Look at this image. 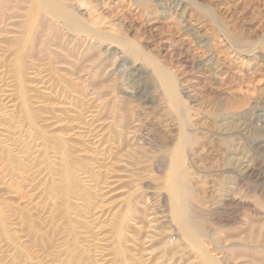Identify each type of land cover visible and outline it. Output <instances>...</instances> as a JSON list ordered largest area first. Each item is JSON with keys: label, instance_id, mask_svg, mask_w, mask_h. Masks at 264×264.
Wrapping results in <instances>:
<instances>
[{"label": "rangeland", "instance_id": "obj_1", "mask_svg": "<svg viewBox=\"0 0 264 264\" xmlns=\"http://www.w3.org/2000/svg\"><path fill=\"white\" fill-rule=\"evenodd\" d=\"M208 255L264 264V0H0V264Z\"/></svg>", "mask_w": 264, "mask_h": 264}, {"label": "bare ground", "instance_id": "obj_2", "mask_svg": "<svg viewBox=\"0 0 264 264\" xmlns=\"http://www.w3.org/2000/svg\"><path fill=\"white\" fill-rule=\"evenodd\" d=\"M196 38H198V36H196ZM229 46H232L234 48H238V46L234 43V41H230L229 42ZM150 60H152V59L150 58ZM156 69L158 70L159 73L162 74V77H163L162 82H161L162 87H163V91H162V94H159V97L157 96L158 99L162 103H169L174 108H176V109L179 108V103L180 102H179V99L177 97L176 86H175V82H174L172 76L169 74V72H167L166 70H163L161 67H159L157 65H156ZM172 106H171V108H172ZM177 115L179 117L180 114H177ZM184 133H187V132H182V134L179 133L180 137L178 138L176 146L178 148L179 147L180 148L177 150V147L175 146L176 148H175V151H174V154H173L172 162L168 166V169L170 170V173H173L175 180H174V182L172 184V187H171L172 193H173L172 194L173 197L171 199H169L170 200L169 203L168 202H165V203L169 204L168 205L169 206L168 213L170 215L169 214L168 215L175 218V220H176L175 224L178 225L177 227H179L181 229V231L183 232V234L185 236L192 237V235H194V233H193V227L190 224L191 221L189 220L190 217L188 216V209H187V206H186L187 194L186 193H182V192L179 191V187L183 186V182L181 181L182 180L181 175H182V170H183L182 166L184 164L182 162V160H183L182 158H183L184 155L181 156L182 154H184L183 151H182L184 149V145H183V148H182L181 145H182L183 142H185V143L188 142V141L187 142L184 141V139L187 140V138H184ZM176 157H179L180 159H176ZM175 224H174V227H176ZM176 230H179V229H176ZM195 243H197V242H195ZM208 256H209L208 257L209 258L208 261L210 262L209 264H220L216 259L210 257V255H208Z\"/></svg>", "mask_w": 264, "mask_h": 264}]
</instances>
